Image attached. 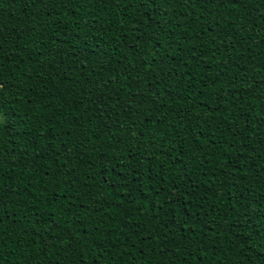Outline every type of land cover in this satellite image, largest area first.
Listing matches in <instances>:
<instances>
[{"label":"trees","instance_id":"16d2710c","mask_svg":"<svg viewBox=\"0 0 264 264\" xmlns=\"http://www.w3.org/2000/svg\"><path fill=\"white\" fill-rule=\"evenodd\" d=\"M0 264H264V0H0Z\"/></svg>","mask_w":264,"mask_h":264},{"label":"rangeland","instance_id":"374dc122","mask_svg":"<svg viewBox=\"0 0 264 264\" xmlns=\"http://www.w3.org/2000/svg\"><path fill=\"white\" fill-rule=\"evenodd\" d=\"M2 122H3V116L0 113V123H2Z\"/></svg>","mask_w":264,"mask_h":264},{"label":"snow or ice","instance_id":"6c2138e0","mask_svg":"<svg viewBox=\"0 0 264 264\" xmlns=\"http://www.w3.org/2000/svg\"><path fill=\"white\" fill-rule=\"evenodd\" d=\"M0 87H3V85L2 84H0ZM3 223V219L2 218H0V224H2Z\"/></svg>","mask_w":264,"mask_h":264}]
</instances>
